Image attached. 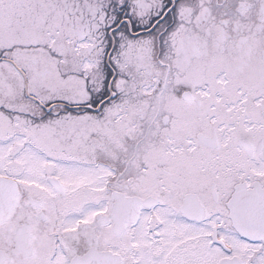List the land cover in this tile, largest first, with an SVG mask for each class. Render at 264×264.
Here are the masks:
<instances>
[{
  "label": "snow or ice",
  "instance_id": "6c2138e0",
  "mask_svg": "<svg viewBox=\"0 0 264 264\" xmlns=\"http://www.w3.org/2000/svg\"><path fill=\"white\" fill-rule=\"evenodd\" d=\"M0 264H264V0H0Z\"/></svg>",
  "mask_w": 264,
  "mask_h": 264
}]
</instances>
